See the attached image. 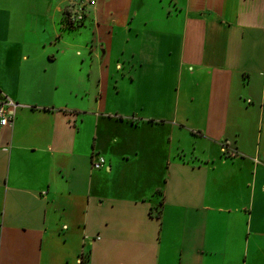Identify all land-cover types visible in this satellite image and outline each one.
Segmentation results:
<instances>
[{
	"label": "crops",
	"instance_id": "crops-1",
	"mask_svg": "<svg viewBox=\"0 0 264 264\" xmlns=\"http://www.w3.org/2000/svg\"><path fill=\"white\" fill-rule=\"evenodd\" d=\"M66 7L0 0V264H264V0Z\"/></svg>",
	"mask_w": 264,
	"mask_h": 264
},
{
	"label": "built area",
	"instance_id": "built-area-1",
	"mask_svg": "<svg viewBox=\"0 0 264 264\" xmlns=\"http://www.w3.org/2000/svg\"><path fill=\"white\" fill-rule=\"evenodd\" d=\"M96 5V0H67L65 17L71 26H81L85 22L90 10ZM18 103L7 95H0V124L6 127L13 123ZM106 161L99 157L93 164V168L101 169Z\"/></svg>",
	"mask_w": 264,
	"mask_h": 264
},
{
	"label": "rangeland",
	"instance_id": "rangeland-1",
	"mask_svg": "<svg viewBox=\"0 0 264 264\" xmlns=\"http://www.w3.org/2000/svg\"><path fill=\"white\" fill-rule=\"evenodd\" d=\"M192 138V141H190L191 144H203L201 141H198L194 136L191 137Z\"/></svg>",
	"mask_w": 264,
	"mask_h": 264
},
{
	"label": "trees",
	"instance_id": "trees-1",
	"mask_svg": "<svg viewBox=\"0 0 264 264\" xmlns=\"http://www.w3.org/2000/svg\"><path fill=\"white\" fill-rule=\"evenodd\" d=\"M65 22H67V19H66V17H65ZM68 27H70V28H73V26H71V25H70V26H68Z\"/></svg>",
	"mask_w": 264,
	"mask_h": 264
}]
</instances>
